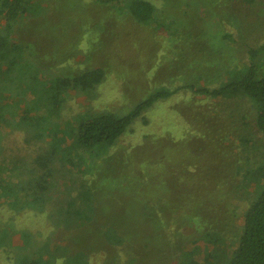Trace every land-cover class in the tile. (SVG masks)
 Listing matches in <instances>:
<instances>
[{
  "label": "rangeland",
  "instance_id": "rangeland-1",
  "mask_svg": "<svg viewBox=\"0 0 264 264\" xmlns=\"http://www.w3.org/2000/svg\"><path fill=\"white\" fill-rule=\"evenodd\" d=\"M147 1L158 13L142 24L121 1L32 0L15 26L19 53L0 77L15 129H0V175L18 181L25 210L7 202L0 215V264L34 254L48 264H212L209 253L225 264L238 244L264 133L243 93L215 98L196 86L220 85L264 39V0ZM95 68L105 78L93 89H56ZM178 85L189 88L155 102L115 143H79L81 122ZM83 208L93 217L65 223ZM108 226L124 242L105 238ZM212 226L221 232L202 234Z\"/></svg>",
  "mask_w": 264,
  "mask_h": 264
},
{
  "label": "trees",
  "instance_id": "trees-1",
  "mask_svg": "<svg viewBox=\"0 0 264 264\" xmlns=\"http://www.w3.org/2000/svg\"><path fill=\"white\" fill-rule=\"evenodd\" d=\"M32 0H0V77L13 65L15 61V54L19 53V46H21L15 37V26L19 20L29 14ZM104 2L121 1L125 3L127 12L138 23H149L151 19L157 16V8L150 1L147 0H103ZM246 4H251L254 0H243ZM246 60L238 66H229L226 70L227 79L220 85L208 88L206 85H197L196 90L204 95L213 96L215 98L224 96L233 99L237 94L243 93L247 99L253 103L256 108V116L254 123L259 131L264 133V39L257 45L246 46ZM23 53L22 51H20ZM105 78V71L102 68L91 69L73 78H60L55 82L58 91L66 92L68 88H80L83 90H91L100 84ZM194 89L195 86L193 85ZM189 88L187 85H178L173 90L159 89L149 94L145 99L139 101L129 112L125 114H118L112 111L101 112L90 119H87L79 124L77 130V138L79 143L89 147L98 143H115L118 138L127 131V129L138 119L143 118L145 111L149 110L152 105L160 99H165L177 92L180 89ZM1 92V88H0ZM58 100V99H57ZM56 101V100H55ZM12 117L7 114L5 110V103L0 97V129L12 128L15 125L10 123ZM14 125V126H13ZM80 144V145H81ZM0 172L7 161V157L2 155L0 151ZM261 163L248 168V173L245 178V183L248 187L254 184V195L250 200L249 205L244 210L242 216V231L238 244L233 248L228 258L225 259V264H264V154L261 157ZM12 165V161H10ZM10 165V166H11ZM49 175L46 172L45 177ZM0 184L3 177L0 175ZM47 180V178H44ZM8 184V183H7ZM6 184V185H7ZM247 192V190H246ZM20 197V195H19ZM19 197L16 200H19ZM77 212L68 211L65 213L63 220L77 221L82 224L81 219L84 215H88L90 211L77 210ZM92 213V212H90ZM94 213L91 214L93 217ZM63 213L60 214V219ZM76 219V220H73ZM214 224V223H213ZM216 225V224H214ZM117 229L113 227H105L104 236L109 238L110 235L116 234L120 242H124V236H120ZM219 231L212 229L205 231L202 234L210 235L209 233ZM209 232V233H208ZM224 232V231H223ZM215 258L212 253L207 255L206 261L214 263ZM217 262L220 263V256H217ZM28 264H48L46 260L37 258L35 260H28ZM23 264L22 262H16ZM212 263V264H213Z\"/></svg>",
  "mask_w": 264,
  "mask_h": 264
},
{
  "label": "crops",
  "instance_id": "crops-1",
  "mask_svg": "<svg viewBox=\"0 0 264 264\" xmlns=\"http://www.w3.org/2000/svg\"><path fill=\"white\" fill-rule=\"evenodd\" d=\"M1 159V158H0ZM1 161V160H0ZM12 171V170H11ZM1 179V178H0ZM5 180V178L3 179V181ZM5 183V182H4ZM3 182L0 184V215L5 211L6 203L8 202L10 207L9 208H16L18 207L19 209H13V211L15 212H22L23 209L19 204V200H20V193H21V189H19L18 186V181L17 180H13V182H10L6 185V183L4 184ZM30 188V189H29ZM29 191L31 192V186L28 187ZM7 194V195H6ZM7 196L9 197V200H7ZM19 197V200H16V198ZM33 201H31V206H34V208H37V202L35 200L34 203H32ZM19 205V206H18ZM2 216V215H1ZM3 220V219H2ZM4 230V229H3ZM6 234V232H4V235ZM32 239L30 237H25V241L24 243H29L31 242ZM23 243V244H24ZM39 257V256H38ZM20 261L23 264H28L29 263V255H19ZM31 258V257H30ZM37 259L36 254L32 255L31 260H35Z\"/></svg>",
  "mask_w": 264,
  "mask_h": 264
}]
</instances>
